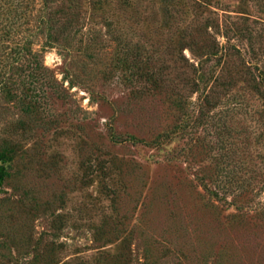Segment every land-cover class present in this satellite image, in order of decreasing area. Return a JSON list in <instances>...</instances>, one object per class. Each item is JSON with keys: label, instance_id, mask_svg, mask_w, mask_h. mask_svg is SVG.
Returning <instances> with one entry per match:
<instances>
[{"label": "rangeland", "instance_id": "374dc122", "mask_svg": "<svg viewBox=\"0 0 264 264\" xmlns=\"http://www.w3.org/2000/svg\"><path fill=\"white\" fill-rule=\"evenodd\" d=\"M112 1L113 27L83 11L50 47L29 32L42 1L29 26V0H0V146L24 150L0 189V264H37L36 252L42 264H109L119 242L107 240L124 235L131 264H264V100L250 81L226 92L214 83L264 69V0H188L179 26L164 25L158 0H139L138 22L118 26ZM180 26L199 42L193 51L179 50ZM116 37L157 47L158 91L118 67ZM205 44L218 56L200 55ZM35 58L62 86L46 116L55 122L23 131ZM101 159L104 183L85 184V168ZM34 198L50 207L32 213ZM54 213L66 214L64 229L52 226Z\"/></svg>", "mask_w": 264, "mask_h": 264}, {"label": "trees", "instance_id": "16d2710c", "mask_svg": "<svg viewBox=\"0 0 264 264\" xmlns=\"http://www.w3.org/2000/svg\"><path fill=\"white\" fill-rule=\"evenodd\" d=\"M37 1H42V6H40L38 14L39 21L36 26L29 27V32L33 34L32 29L35 28V30H37L39 33L45 35V45H48L50 47H53V45L60 43L61 40H63L64 31H66V29L68 28H72L75 26L74 23L79 21L81 13L83 11L87 13V15L89 16L88 18L91 19V21H96L97 18L101 17L106 25L110 27L114 26V20L110 19V16L107 14L108 7H110L111 2H113L112 0H81V4L79 1V7L81 11H74L72 15H69V11H71V9H73L74 7L72 3L74 0H63L61 3L59 2L60 0H29V26L31 25L32 17L34 16V12L36 10ZM116 1H118L119 7L114 11L117 12L116 16L119 18L118 26H120V23L124 24L129 19L134 23L138 22V18L143 15L144 11L142 9V4L139 2V0ZM158 1L161 2V11L163 15L164 25L175 23L179 26L184 20L191 17V5L188 0ZM55 2H57L58 5L56 7L54 6L55 8L51 7V4ZM131 12L133 13V16ZM144 16L143 18H145ZM127 18L129 19L127 20ZM179 28L180 29L176 31L179 50L183 51L184 49L191 47V50L193 51L194 49H192V46L196 45V43L197 45H199V42L193 39L191 43H189V41H187L186 39L187 37L183 34L184 32L182 31V27L180 26ZM116 39L118 40V45L116 47V61L118 67H120V69L122 68V70H125L126 72H129V74L127 75L128 79L132 81H145L150 84L146 86L147 90L149 89L158 91V89L161 87L160 84L163 80L159 78L158 71L154 69L153 56L157 52V47L155 49L149 50L141 43L136 42L134 45H132L133 43L131 42V40L123 41L121 37H116ZM31 45L32 41H29V54L32 53ZM204 47H208V53H203L206 52V50H202L200 52L202 54L200 55L207 54L208 58H210L211 56H218L219 48L217 44H213L211 46L205 44L202 48ZM256 67V69L259 70L257 73L251 70L245 72L250 75L249 80L243 79V77L241 79L231 77L228 79V81H226L222 78L220 80L218 79V77H216L214 83L216 82V84L221 87V91L224 90L226 92L228 90H231V87L233 86H240L244 89L243 86L245 85L243 84H246L248 81H250L251 85L247 86L251 89L253 88V90H257L260 93L262 99L264 100V91H262V88L264 90V69H259L258 66ZM252 82L254 85H252ZM193 84L196 86L195 90H197V81ZM61 86V83L58 82L55 75L51 74L50 69L45 67L41 61L36 60V58L32 61L29 60V87L27 88L28 95H26L28 96L29 100L25 107V110L28 112L29 115V125H27L23 121H20L21 126H23V131H27L28 128L29 130L33 129L38 121L42 122L40 126H44L48 122H55V120H47L46 116L49 113V101L54 96V94H60ZM6 88H8L7 93L12 92L10 87ZM50 91L51 94H49ZM205 100V104L208 107L215 106L218 102L217 101L215 103H212L213 98L209 94L205 96ZM156 140H160V138ZM157 142L159 141H153L152 143ZM23 151V145L21 144H8L0 146V189L1 186H4L6 182H8L12 178L13 174L11 173V169H13L15 161L18 158L19 154L23 153ZM102 161V159L99 160L97 166H87V168H85V171L87 173L90 172V174L84 176L85 184L87 181L92 184L94 181L93 176L96 175L101 176L102 182L104 183L103 175L107 173L106 168L104 166L105 160L103 162ZM104 186L105 184L103 185V187ZM106 192L110 194V191L106 190ZM111 197L113 196L111 195ZM33 201L34 203L31 207L32 213H36L41 210H46L48 206L50 207V203L47 202L45 203V205H43L37 198H34ZM66 218L67 217L65 213H56L52 220V226L58 230L64 229V226L66 225ZM103 221L104 222H102L101 225L97 226L98 228L94 229V233L96 235L95 237L97 239L105 235V225L109 224L108 220ZM115 240H117L119 243H117V246H115L114 249L118 250L115 252H109V254H107L105 257L103 255L104 258H107L105 261H110L109 264H131L130 255L128 254L131 246L130 237L128 235H124L122 237H117L114 240L108 239L107 244H114L116 242ZM109 255H111V258L108 257ZM41 258L42 254L36 252L34 255V261L37 262V264H42L40 263ZM53 262L54 261L50 259L49 261H47L46 264H53Z\"/></svg>", "mask_w": 264, "mask_h": 264}]
</instances>
